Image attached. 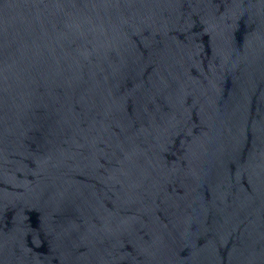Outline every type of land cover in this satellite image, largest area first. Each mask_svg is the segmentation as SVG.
Listing matches in <instances>:
<instances>
[{"label": "water", "instance_id": "95a60500", "mask_svg": "<svg viewBox=\"0 0 264 264\" xmlns=\"http://www.w3.org/2000/svg\"><path fill=\"white\" fill-rule=\"evenodd\" d=\"M0 264H264V0H0Z\"/></svg>", "mask_w": 264, "mask_h": 264}]
</instances>
